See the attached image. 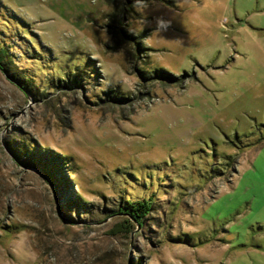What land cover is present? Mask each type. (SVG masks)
Returning <instances> with one entry per match:
<instances>
[{"label": "rangeland", "instance_id": "1", "mask_svg": "<svg viewBox=\"0 0 264 264\" xmlns=\"http://www.w3.org/2000/svg\"><path fill=\"white\" fill-rule=\"evenodd\" d=\"M132 8L0 0V264H264V0ZM124 198L151 203L130 232Z\"/></svg>", "mask_w": 264, "mask_h": 264}, {"label": "trees", "instance_id": "2", "mask_svg": "<svg viewBox=\"0 0 264 264\" xmlns=\"http://www.w3.org/2000/svg\"><path fill=\"white\" fill-rule=\"evenodd\" d=\"M116 0H104L105 4L109 7V11L104 13L105 19L109 21L119 22L120 18L119 12L122 14H125L126 11L132 10V5L137 3H150V0H124L122 1V5L119 6L116 2ZM121 20H124L122 18ZM120 24V23H119ZM117 25V29L115 28L116 25L107 23L108 27L114 28L115 32L118 30V35L122 37L125 40H129L134 44V53L136 57H140V53L142 52L143 48L141 45V40L143 39L144 32L141 33H135L132 31H127L123 25L125 23H122L120 25ZM7 47L3 46L1 43L0 45V69H3L4 71H7V68L4 67L3 64V57L7 56ZM159 72H154V76H158ZM19 85L22 87H25L27 83L24 82L23 79H21L20 75L14 76ZM64 82L65 87H71L76 86L80 83L82 79H78L76 75H74L73 79H69V77L66 79H59ZM70 83V84H69ZM58 87H63V84L58 85ZM109 100L113 101H119L121 98H124L123 96H108ZM107 98V99H108ZM38 148H34L32 145H28L26 150H22L23 155H25V159L22 161H25L24 163L27 164V166L33 167V168H39V171L46 177L47 181L51 183V185L54 188V181L51 180V172L53 171L58 174L60 169L62 168L60 161L57 158H54L52 156H45L42 155L41 152H38ZM22 152L19 151L18 156L22 155ZM48 155V154H47ZM41 165V167H40ZM77 207V206H76ZM151 210V203L147 199H126L119 201L116 205V208L114 210H111L109 216L117 215L118 217L122 218V221L124 223V228L127 232H130L131 230L136 227L135 225L142 224L144 218ZM67 216V214H66Z\"/></svg>", "mask_w": 264, "mask_h": 264}]
</instances>
